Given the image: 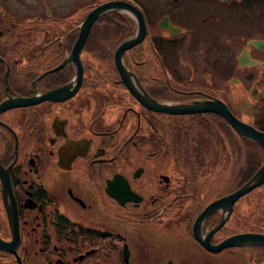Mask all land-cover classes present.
Returning a JSON list of instances; mask_svg holds the SVG:
<instances>
[{"label":"flooded vegetation","instance_id":"obj_1","mask_svg":"<svg viewBox=\"0 0 264 264\" xmlns=\"http://www.w3.org/2000/svg\"><path fill=\"white\" fill-rule=\"evenodd\" d=\"M103 1L87 2L76 14L79 22ZM125 1L141 13L145 32L140 41L122 50V62L150 97L167 102L217 98L236 118L264 131V115H255L261 112L259 105L264 108V98L257 94L264 88V50L248 42L264 41V33L234 34L227 7L216 16L218 24L225 23L220 30L207 22L209 15L198 17L190 10L188 6L198 0ZM215 1H233L250 11L261 2ZM109 12L117 15L98 16L79 47L81 75L72 94L0 109V240L16 237L12 249L0 248V264H203L204 257L228 264H264L262 245L209 250L192 234L198 211L245 181L234 180L238 160L233 162L228 144L223 150L220 145L216 155L221 160L206 174L209 146L199 152L204 141L197 134L184 140L187 151L174 153L169 128L175 121L189 123L192 114L210 112L168 114L135 100L113 62L115 46L136 35L135 18L121 10ZM110 17L122 28L102 24ZM0 18L10 23L0 24V102L38 95L72 78L71 63L44 71L70 50L79 22L66 29L39 21V27L28 28V35L7 42L2 36L17 26ZM163 19L173 27L171 33L159 26ZM98 20L103 22L93 25ZM27 23L20 22L17 28ZM92 27L95 31L89 33ZM242 50L256 64H237ZM251 105L250 111H241ZM233 135L238 145H249L239 149L258 155V167L263 149L235 131ZM208 140L211 144V135ZM263 185L264 181L231 203L208 244L245 232L264 234V191L256 192ZM111 193L130 197L119 201ZM11 203L15 235L9 220ZM223 215L220 210L208 213L199 233L203 236Z\"/></svg>","mask_w":264,"mask_h":264},{"label":"water","instance_id":"obj_2","mask_svg":"<svg viewBox=\"0 0 264 264\" xmlns=\"http://www.w3.org/2000/svg\"><path fill=\"white\" fill-rule=\"evenodd\" d=\"M109 10H120L122 12L130 13L134 15L135 23H136V32L135 36L131 39H123L120 43H118L115 47V50L113 52V62H114V68L117 71V74L119 76V80L122 81V83L125 85L127 91L132 95V97L140 102L145 108H149L153 111H161L166 112L168 114H192L194 112L204 113V112H210V113H216L219 115L224 121H226L229 126L235 131L237 134H239L241 137L248 139L249 141L255 142L260 148L263 149L264 153V131L258 130L254 128L250 123H246L245 121L236 118L234 114L228 109V107L219 99H203V100H192V101H181V102H167V101H160L155 100L152 97H150L147 92H145L141 86L139 85L137 79L134 78L133 74L125 68L121 53L122 50L129 47L130 45H133V43H136L141 40V38L144 36L145 32V26L142 22L141 13L138 12V10L129 2L125 0H105L103 2L98 3L97 5L91 7L87 10L83 18L78 23V31L76 34V39L72 43L70 50L67 52V54L61 59L59 63L55 65V67L48 69L44 71V73L48 71H53L56 68H60L67 63H71L73 65V71L74 74L70 80L67 81V83L60 85L59 87H56L55 89L46 90L44 93L41 94H32L29 97H21V96H12L5 98L1 100L0 102V109L3 107H9V106H23L27 104H33L34 102L40 101V100H54L57 101L59 99H63L65 97H68V95L72 94V92L76 89V87L79 84V78L81 75L80 71V60L78 59L77 52L80 49L82 42L85 39V36L88 32V29L90 27V24L98 18V16L109 12ZM163 20L158 21L159 26L164 29L165 31L171 33L173 30V27L170 23H167ZM250 44H252L255 48H259L260 50H264V41L262 40H248ZM236 62L237 64L241 65H252L256 64V61L250 58L245 52V50H242L240 54L236 56ZM5 73V72H4ZM44 73L39 74L35 79L33 80V84L36 82V80L44 75ZM256 92V90L254 91ZM257 94L264 98V88H260L259 91H257ZM264 181V159L260 163V165L251 173L250 177L246 179L244 182H242L236 189L230 191L229 193L225 195L218 196V198H215L208 202L203 208H201L197 215L194 217L193 225H192V234H194L195 238L200 242L201 245H203L206 249L216 250L218 248H221V246H227V245H243V244H258L264 246V234L262 233H248L245 232L243 234H234L230 237H226L222 239L218 244L212 245L208 244L207 239L217 227L220 226L222 223L224 217L227 215V213L230 211V205L231 203L241 194L247 193L252 188H254L257 185L262 184ZM123 187V186H122ZM110 193V191L108 190ZM112 194V193H111ZM115 198H118L119 201L127 200L130 196H124L121 193H117L116 195L112 194ZM10 227L11 231L15 235V226H16V220H15V214H14V208L12 207V203L10 206ZM224 211V215L219 218V221L217 224H214L212 227L207 230L204 235L202 236L199 233V226L202 219L208 215V213L213 211ZM13 241L9 240L7 242H2L0 240V248L2 249H12L13 244L16 241V237L13 236Z\"/></svg>","mask_w":264,"mask_h":264},{"label":"rangeland","instance_id":"obj_3","mask_svg":"<svg viewBox=\"0 0 264 264\" xmlns=\"http://www.w3.org/2000/svg\"><path fill=\"white\" fill-rule=\"evenodd\" d=\"M89 1L93 2L96 0H79L77 3H72L70 0H0V17H5L6 20L11 19L12 23L29 22L23 28L39 27L40 24H36V22L46 21L51 24L55 23L61 27L62 25L68 26L66 29H74L80 19V16L76 15L78 10H84L86 3ZM232 2L223 3L215 0H198L194 5L188 7L193 13L198 14V17L200 13L209 15L211 20L207 22L215 23L220 30L225 28V23L222 20L218 24L216 16L218 14L221 17L222 10L228 8V22L231 25L230 30L234 34L244 35L250 31L264 33V3H257L253 6V10L250 11L240 5H234ZM179 13L180 17H182L183 12ZM257 20L262 24L258 25ZM0 24L4 26L10 23H4L2 18H0ZM22 32L24 33V30ZM66 51L64 50V53ZM259 189L256 192L262 193L264 185ZM204 258L203 264H228L227 262H223L222 259Z\"/></svg>","mask_w":264,"mask_h":264},{"label":"trees","instance_id":"obj_4","mask_svg":"<svg viewBox=\"0 0 264 264\" xmlns=\"http://www.w3.org/2000/svg\"><path fill=\"white\" fill-rule=\"evenodd\" d=\"M262 3H264V0H260ZM113 15H117V13H113V12H109L107 14L102 15L103 17H109V16H113ZM103 21L98 20V22H96L93 25H96L98 23H102ZM113 24H118V26H114L116 29H121L122 27L120 26V21L117 20L118 23L115 22L114 18L110 17V22L109 21H104V23H102L103 25H105L106 27L110 26L112 23ZM14 26H17L20 23H11ZM120 24V25H119ZM92 25V26H93ZM9 26V25H7ZM16 27V28H17ZM15 30H9V32L7 31V35H3L2 36V40L7 41V42H11L16 40L17 38L19 39L21 35H28V28H23L21 27L20 29H16ZM23 28V29H22ZM24 30V33L22 32V30ZM112 31L116 30L113 27L111 28ZM95 29L94 27H92L89 31V33L94 32ZM119 31V30H116ZM250 109H253V106H248V107H243L241 108V111L244 112H248L250 111ZM238 110V109H237ZM236 110V111H237ZM258 110H261L260 113H256L255 115H264V108H263V103L262 105H259ZM221 119V118H220ZM218 116H214L211 113H204V114H192L190 120L188 121L189 123H185L184 121H175V127H170L169 128V134L171 136H169V138H172L173 140H175V144H174V153H183L185 151H187L186 147L188 148V143L185 142L184 140L186 139V137H189L192 133L203 136V139L201 141H204L203 146L200 148V150H198L199 152L204 151V148L209 146V150L207 149V156H206V160H208V162H206V165H204L205 169H206V174L208 173V175L211 173V170L213 167L217 166L221 160V156L216 155V150L218 149V147L221 145V149L223 150L224 148V144H228L230 149H231V154H233V158L234 161H237V167H236V177H235V181H238V184H240V182L248 179L251 175V173L255 170V168L257 167V162H258V155H256L255 153H253L252 151H247L245 148L239 149V146L241 147H249V145H238L237 143V137H235L233 135L234 131L228 126V124H226L225 121L220 120ZM211 135V144H209V140L208 137ZM184 138V139H182ZM179 139H182V141H178ZM223 139H225V141L223 142ZM218 140V141H217ZM200 143V142H199ZM198 143V144H199ZM195 144V143H194ZM195 144V145H198ZM164 147L166 146L163 145ZM168 149H170L168 147ZM212 152L211 154L209 153ZM204 161V159H203ZM205 174V175H206Z\"/></svg>","mask_w":264,"mask_h":264}]
</instances>
